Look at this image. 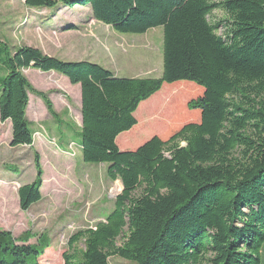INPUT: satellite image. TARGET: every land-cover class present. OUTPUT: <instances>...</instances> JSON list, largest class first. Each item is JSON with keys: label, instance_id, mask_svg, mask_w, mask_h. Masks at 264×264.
Returning a JSON list of instances; mask_svg holds the SVG:
<instances>
[{"label": "trees", "instance_id": "16d2710c", "mask_svg": "<svg viewBox=\"0 0 264 264\" xmlns=\"http://www.w3.org/2000/svg\"><path fill=\"white\" fill-rule=\"evenodd\" d=\"M23 1L32 10L78 4L120 33L163 30L158 78L117 77L97 63L64 61L0 39V121L10 124L9 145L34 143L29 94L52 119L57 115L23 70L55 71L80 86L83 160L107 164L108 179L122 185L112 211L70 237L63 264H108L112 256L134 264H261L264 0ZM218 9L227 17L210 20ZM163 85L169 95L147 112L160 111L153 118L160 132L121 150L139 142L137 108ZM33 155L35 178L17 190L22 211L41 199L42 171ZM41 252L0 230V264H37Z\"/></svg>", "mask_w": 264, "mask_h": 264}, {"label": "rangeland", "instance_id": "374dc122", "mask_svg": "<svg viewBox=\"0 0 264 264\" xmlns=\"http://www.w3.org/2000/svg\"><path fill=\"white\" fill-rule=\"evenodd\" d=\"M52 17L65 21L67 26L73 25L58 29L61 32L59 35L57 30L49 31L59 59H85L105 67L117 77L161 76V26L150 28L141 34L120 33L94 19L90 8L78 4L69 7L58 3L52 8L30 11L23 0H0V39L10 46L14 45L21 36L13 31L16 24L27 26L33 20H40L42 27L33 33L35 36H43V28L54 26ZM226 17L218 9L209 18L217 21ZM221 32L220 28L218 33ZM23 73L27 75L33 88L47 93L50 100L54 99L58 103L59 108L54 119L44 117L35 106L38 98L31 95L28 119L31 121L30 128L35 132L32 147L10 146L7 142L8 137L10 139L8 125L0 121V230L10 232L17 240L41 247L37 264H63L62 255L68 250L70 237L103 220L114 208V198L121 191L122 185L118 180L108 179L107 164L85 162L78 149L81 126L80 94L79 91L76 92L78 85H72L68 81L65 84L55 82L50 78L51 75L67 79L55 71L41 72L29 67ZM169 93L170 89L163 85L158 92L139 104L137 109L143 112L142 118L136 117V111L134 112L137 119L136 130L140 131L137 137L139 142L132 147L120 148L121 150H132L160 132L155 130L156 122L153 119L160 111L147 112L155 104L160 107ZM39 102L41 109L44 107L45 111L42 100L39 99ZM163 115L166 116L167 113ZM122 134L124 133L119 136ZM133 142L131 140L130 143ZM34 150L39 155L42 171L41 199L28 210L22 211L17 190L19 186L30 183L35 178L37 170ZM120 241L121 239L118 243ZM75 246L78 250L83 249L81 242ZM108 264L134 263L112 256Z\"/></svg>", "mask_w": 264, "mask_h": 264}, {"label": "crops", "instance_id": "0c3cea01", "mask_svg": "<svg viewBox=\"0 0 264 264\" xmlns=\"http://www.w3.org/2000/svg\"><path fill=\"white\" fill-rule=\"evenodd\" d=\"M30 11H36V10H32V9H29ZM53 18V20H54V26H49L48 28H43L42 30H44V32H45V34L43 35V36H40V35H38L37 34V36H35V34L33 33V31L34 30H36V29H40V27H41V22H40V20L39 21H37V20H33L32 22H29V23H27V26H25V24H23V25H18V23L16 24V26H15V29L13 30V31H16V33L17 34H19V35H21L20 36V40H16V43L14 42V45L13 46H19V45H26V46H30V47H35V48H38L39 50H41L44 54H46V55H48V56H52V57H57V53L55 52L56 51V49H54V45L52 44L53 43V40L52 39H50V33L51 32H49L50 30H53V31H55V30H57V32H59L60 30H58V29H64V26L66 25V22L65 21H63V20H59V18L58 19H56V18H54V17H52ZM35 22H38V23H35ZM37 25H39V27H37ZM20 26V27H19ZM23 26V27H22ZM90 26H92V25H90ZM89 26V27H90ZM17 28H18V30H17ZM42 28V27H41ZM87 29V28H86ZM55 35V37L56 38H58L59 39V37H58V35L59 34H61V32H59L58 33V35L56 34V33H54ZM17 38V37H16ZM37 38V39H36ZM47 40V41H46ZM71 43H73V42H71ZM55 50V51H54ZM58 52H60V51H58ZM58 58V57H57ZM85 59H81V60H79V61H84ZM25 70H27V69H25ZM23 72H24V70H23ZM26 77H27V75H26ZM50 78L52 79V80H55V82H62L63 84H65L64 82H66V81H68V78L67 79H65V78H61L60 79V77L59 76H53V75H51L50 76ZM29 80V79H28ZM69 82V81H68ZM70 83V82H69ZM75 85H78V89H77V91L76 92H78L79 91V94H80V86H79V84H75ZM31 94H29V103H28V106H27V109H26V117L28 118V114H29V109H30V104H31ZM52 100V103H53V107H54V110H55V112H56V114H58V108H59V106H58V103L54 100V99H51ZM40 102H39V98H38V102H37V104H35V106H37L38 108H37V110H38V112L42 115V116H44V117H51L49 114H48V112H47V110H45L44 111V105L42 106L43 108V110L41 109V107H40ZM57 106V107H56ZM46 109V108H45ZM2 123V122H1ZM6 125H8V128H9V132H10V124H9V122L8 121H5L4 122ZM9 137H8V140H7V142H8V144L10 143L9 142ZM118 144H122V141H119V143ZM259 255H260V259H261V264H264V243H263V245H262V247H261V250H260V253H259Z\"/></svg>", "mask_w": 264, "mask_h": 264}]
</instances>
